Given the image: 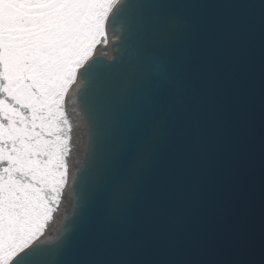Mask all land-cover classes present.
<instances>
[{"label": "snow or ice", "instance_id": "1", "mask_svg": "<svg viewBox=\"0 0 264 264\" xmlns=\"http://www.w3.org/2000/svg\"><path fill=\"white\" fill-rule=\"evenodd\" d=\"M109 26L136 54L116 89L90 63ZM78 76L93 123L117 127L105 167L93 151L73 178L70 235L37 244L68 184ZM257 165L264 223V0H0V264H264Z\"/></svg>", "mask_w": 264, "mask_h": 264}, {"label": "water", "instance_id": "2", "mask_svg": "<svg viewBox=\"0 0 264 264\" xmlns=\"http://www.w3.org/2000/svg\"><path fill=\"white\" fill-rule=\"evenodd\" d=\"M183 3L189 5H199L209 2L214 3H232L239 0H182ZM195 14L198 9H190ZM112 35L113 41H107L108 48L101 49L100 53L106 57H99L98 53L93 54L90 63L98 62L105 67L112 66L113 71L108 77V85L113 88H119L124 83L125 76L131 72L136 64V54L131 48L123 47L124 36L120 32H114L111 26L108 28ZM103 44V42H102ZM85 87V82L81 77H77L74 86L70 88L68 101L66 104V114L72 127L70 151L67 158L68 163V184L64 190L59 207L53 213L51 220L48 222L50 228L45 230L37 244H47L54 241L58 236L68 237L70 233L65 231L69 221L77 210V193L76 184L73 178L79 177L85 166L89 163L90 157L95 151L94 166L103 169L107 162V155L112 144L113 134L117 127V117L107 111H100L95 116V123L90 119L88 113L83 109L80 103V93ZM247 226L250 230L252 243L257 250L261 243V232L264 228L262 223V212L260 203V185H259V169L257 165L255 175V186L253 191V203L247 215ZM47 224V225H48ZM226 221L221 219L218 221L219 227H224ZM131 226V222L126 225Z\"/></svg>", "mask_w": 264, "mask_h": 264}, {"label": "bare ground", "instance_id": "3", "mask_svg": "<svg viewBox=\"0 0 264 264\" xmlns=\"http://www.w3.org/2000/svg\"><path fill=\"white\" fill-rule=\"evenodd\" d=\"M93 54H94V52H93ZM50 228V224H48L47 225V227L45 228V230H47V229H49ZM45 230H44V232H45ZM40 239V237L37 239V241Z\"/></svg>", "mask_w": 264, "mask_h": 264}]
</instances>
